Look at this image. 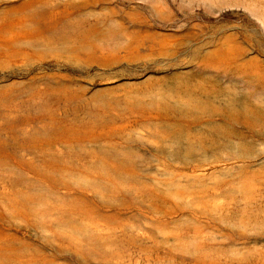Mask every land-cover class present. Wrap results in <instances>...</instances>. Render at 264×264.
<instances>
[{
	"label": "rangeland",
	"instance_id": "rangeland-1",
	"mask_svg": "<svg viewBox=\"0 0 264 264\" xmlns=\"http://www.w3.org/2000/svg\"><path fill=\"white\" fill-rule=\"evenodd\" d=\"M0 264H264V0H0Z\"/></svg>",
	"mask_w": 264,
	"mask_h": 264
}]
</instances>
